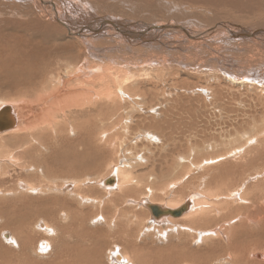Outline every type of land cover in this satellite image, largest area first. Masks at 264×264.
Here are the masks:
<instances>
[{"label":"rangeland","instance_id":"1","mask_svg":"<svg viewBox=\"0 0 264 264\" xmlns=\"http://www.w3.org/2000/svg\"><path fill=\"white\" fill-rule=\"evenodd\" d=\"M66 1L67 2L69 1L73 5L76 4L74 7H76L81 12L87 11L86 13H91V15H96V18L105 17L113 21L116 20L115 22L121 21L123 24L124 23L127 24L129 21L128 25L131 26L130 29H132L134 32L136 31L137 33L139 32L140 29L143 30L145 28L144 26L147 27L148 26L147 24H150L149 25L150 27H154V26L157 27L160 25H167L171 23L173 25L185 27L186 29L194 33H198V34L200 33L201 37L200 39H196L195 35L193 37L190 34L187 35L183 31L177 29L176 30L162 29L157 32L144 31L148 33L147 36H145L146 44L145 42H142L143 40H139V39L137 40V42L133 47L129 45H125V43H123L124 46L122 44L120 46L118 43H114V42L111 44L106 43V45L103 43L100 44L102 45L101 48L107 46L109 48V52L106 55L102 53L105 56L101 54L103 57H100L99 60L97 59L94 62V65L107 66L108 64H110L107 67L113 69L114 68L117 69L118 67L117 70H121L123 74L127 73L130 74L131 77L133 75L134 76L131 79H128L130 80V82L124 80V88L126 89V91L127 89H129L128 94L130 93L129 94L130 97L128 95L126 96L124 95V97L126 98H124L125 101H123L122 103L123 109L119 106L118 107L116 106L117 107L116 110L115 109L116 107L114 106L110 107L108 105V107H105L103 105L102 106L97 105L94 107L92 113L89 115L90 119L89 117L88 119L87 118L83 120L81 119L76 124V127L82 132L83 131L86 132V129L87 131L88 129H91L88 132V134L93 133L92 134L93 136L90 135V138L93 137L91 138V140L93 139L92 140L93 143L96 145V147L98 146L97 147L98 154L102 153L103 155V159H100L101 156L99 155L98 157V159H100L98 160L99 162L98 161H95L94 163L92 162L88 168L85 167L83 168V170L85 169L87 170V172L89 171V174L86 171L84 172L82 170L79 171V168H81L80 164L82 163L79 162V164L77 165V163L76 164L72 163L67 159L66 154L68 152L66 153V151H69V148L70 146H73L72 145L73 143L75 144L77 143L74 141L75 137L71 134L70 128L67 125L63 124L62 125L63 127L59 128V131L58 130L55 131L52 128L55 133H52L53 131L50 128L47 129L48 131L45 132L43 135H41L40 133L37 134V136L35 134L34 137H29L26 142L27 143L26 146L30 145L31 147L30 152H28L27 154L22 153V155L20 152H17L15 155L16 158L14 159L15 161H13L12 163H9L7 159L4 160V158L2 157L3 155L7 154V150H10L13 144L12 142L14 141V140H9L8 143L3 144L2 139L9 138L12 133L8 132L0 136V148L4 145L6 146L5 148L0 149V160H2V162L0 161V166H1L0 171L1 170L3 171L2 173L0 172L2 174V176L0 174V195H1L0 209L4 207L3 205H7L8 202L9 203L12 202L15 203V201L16 203L18 202L17 201L19 200L18 196L17 197L15 196V198L7 196V198H5L6 194H8L7 193L8 191H13L12 189L13 187L15 189L12 194H17L16 192L18 190L16 189V187L18 185V182L24 180L26 181L25 183H27V185L32 184L31 187L36 189L35 190L36 193L30 194L31 198L34 197V199L32 198L34 201L32 200L33 202H31L29 213L26 215V217L28 216L26 225L29 220V225L27 226L32 232L31 234L33 239L32 242L35 241L34 243H37L34 244L35 246L32 245V248L30 250L32 263L36 264V261H38V262H42L43 264L46 263L47 261L49 262V264L52 263L62 264L58 259V254L63 249L62 247H64L63 243L61 244L59 242L60 240H55L54 244L56 246L54 247L56 249L57 256L56 254H52L51 256L50 253H45V251L48 249L42 248L41 244L40 245L38 244L43 241L49 242V237H47V239L39 238L40 236L38 234H35L34 231L35 230L34 225H37L35 222L38 221L37 219L35 220V218L36 215L38 214V211L41 209V208L39 209L37 208V205L39 207V204L36 200L41 201L40 198L42 196H45L44 200L45 199L47 201L49 200V203L47 204L48 205L47 208L50 206L48 210H51V213L50 211H48L47 215L49 217L50 216L54 217L53 224L55 226L57 224H59L60 226L66 224L72 227L70 222L66 223L65 218L67 219L68 217L67 215H71V213L68 212V208L70 206L74 207L75 214L72 216L75 218L76 222L74 223L73 226L74 229L73 231H71V233H75L77 237H74L72 239L73 242L72 244H79L81 246L83 245L86 248V251L88 250L89 247L93 245L97 248H104L103 255L100 256L102 257L101 261L103 263L100 261L99 264H115V263L122 264L115 262L113 260V257H110L109 260V254L111 256L110 251L112 250L114 251V248L115 249L117 248L115 252L125 251L126 253L128 250L129 253L127 252L128 254H125L128 256L131 254V252L129 251L132 250L131 248L134 247L135 249L140 250L141 247V250H144L143 252L146 254L145 260L142 263L144 264L173 263L174 264L175 263L174 259L177 260L180 254L186 255L185 257L187 258L190 257L189 254L195 251L198 252L201 251V253H210V254L215 253L216 255H220L224 257L226 256V252L228 248L225 249L222 248L226 247V245L228 247L230 245L233 246L235 244H239L241 243V241L243 242V245H240L242 247L239 248L237 247L238 249H243L244 247H246L248 242L255 244L257 247H255L256 250L254 248H250V251L252 252L251 253L248 252L249 254L241 253L240 264L264 263V259L263 260L258 259L256 256V255H262L264 258V249H263L264 240L258 238L256 235H254L253 237L252 234L251 237L252 239L246 238L244 236L243 239L241 238L238 239L237 243H232L231 239H230L231 241H227V233L229 231L236 232L242 230L239 227L241 226L243 227V225H245L243 229L246 231L245 232L246 235L248 234L247 236H251L250 234L252 233V230L249 226L250 223H248L249 222L248 221L242 225L243 223L242 220L241 219L239 220L241 215L242 217H246L247 215L251 214L254 217H258V220L263 219V223L261 224H264V195H263L264 194V108H263L264 107V0H212L213 2L211 0H66ZM53 2L57 3L56 0H53ZM9 3L11 4V6ZM37 6L40 9H38ZM59 6H61V11L63 16L66 10L62 7L63 6L62 3H59ZM6 9H10V10L8 11ZM41 9L42 8L39 3V0H34V1L33 0H14V1L0 0V16H1L0 28L1 27L7 28L9 24L12 25L15 24L17 28H19L18 26H20V24H23L22 29L32 30L31 27L33 20L32 19L29 20V18H33V15L35 18L37 15L42 14L40 12ZM67 10L69 11V8ZM6 18L9 20L8 22H6L7 20ZM2 19L5 20L2 22ZM28 21H31L30 25L29 24L24 25V23ZM221 24H224V26H221ZM137 25L140 27H138ZM25 26H30V27L28 28ZM230 30L235 32L236 35L237 34L243 35L242 33L244 32H249V31L256 32L258 30L257 32H260L262 35L261 34L254 35L252 33L254 35L252 37L246 35L244 38V36L237 37L235 35V37L233 38ZM141 34L143 33H140L139 35ZM148 59H150L151 61L150 60L148 61ZM152 59L154 63L152 62ZM143 61H145V63ZM141 75L144 78H142ZM7 77L8 80H11V77L8 73H7ZM2 82L7 84L8 87L5 89L6 91L2 88H0V90L2 92L5 91L3 93H5L6 97L9 96L7 98L11 100L14 99L16 100V98L18 97L17 95L14 96L12 95V93L7 92L8 89L11 88L12 82L14 84V81L10 83V81L7 82L2 80ZM251 84L254 86H252ZM49 86L50 83H46L41 87L33 90L30 94H28L29 91L25 94H21L26 96L20 98L18 97L17 100L19 101H15L17 102L15 104L22 103L21 105H23L34 101L33 100L34 98L43 94L42 89L45 88L46 90H48ZM135 95H137L136 97H138V99H135L136 98ZM142 95L144 96L140 97ZM33 96L34 98H32ZM145 97L146 99L144 100ZM236 98H238L239 102ZM131 99L132 101L135 100V104L134 102L132 103ZM234 99L237 101L234 102ZM136 101L138 102L136 103ZM247 103H249L250 108ZM36 105L38 104L36 103L35 105L33 104L32 106L36 107ZM142 105L144 107H141ZM151 106L152 108L154 107L156 108L151 109L150 108ZM170 106L171 109L169 108ZM124 107H126V110ZM101 108H103V110ZM25 109L27 115L28 110L27 108ZM167 109L168 110L170 109L169 112ZM114 110H116L115 114L113 113ZM228 110L231 111L228 113ZM235 112L236 114L237 112H239L238 113L239 116H237L238 114L236 115ZM94 113L96 115H94ZM127 113L129 114V116ZM241 113L243 114V116ZM231 114L232 115L234 114L236 117L234 115H233L234 117H232ZM225 116H230V117H228L229 119H226L227 117L225 118ZM131 118L133 119V121ZM103 119L105 120V122ZM236 120L238 122L240 121L239 124H236L238 123ZM126 121H128L129 125L127 126V128L129 129L127 128L123 129L125 127L124 124L127 123ZM246 123H248V125ZM94 124L96 127L94 126ZM135 126L138 128H136ZM238 126L240 130L237 129ZM97 127L98 129H96ZM94 128L97 131H94ZM105 128L109 132V133L106 132L109 136L107 140H104L101 137L102 133L106 131ZM98 130L101 131L100 134H98L99 133ZM127 131L130 132L128 133ZM117 132L119 133L118 136H117L118 134ZM229 135L231 137L228 138ZM66 136L67 138H64ZM112 136L114 137L117 136V137L114 138ZM148 136L153 137L155 139L157 138L158 139L157 142L155 143L149 142L147 140L149 139ZM38 137H43L44 139L43 140L41 139V141L42 142L44 140L45 141L43 143H40L41 141L38 139ZM60 139L62 140L60 141ZM64 139L67 140L64 141ZM62 142L64 143L62 144ZM32 143L33 146L35 145L37 148L35 146L34 148H32L33 147L31 146ZM38 144L39 145L44 144V146L43 145L39 146ZM64 144L66 147L68 146L69 148L67 147L64 150L63 149L65 147ZM40 147L43 149H40ZM56 149L58 150L56 151ZM47 152L53 158H49L50 156L47 154ZM58 152L60 153L61 156L58 154ZM63 152L65 156H63L64 154H62ZM29 153L32 155H30ZM37 154H40L41 156ZM46 155H48V157H46L47 160H43V158L45 159ZM35 156L39 158L37 159ZM234 157L236 160L234 159ZM180 159H182V161ZM211 160L213 162L214 160H216V162L213 163ZM27 161L28 162L31 161L30 164ZM54 162L55 165L58 166H55ZM66 163L67 166H64L66 165ZM14 164L15 166H13ZM44 164L46 166H44ZM50 164L53 166H50ZM118 164L123 166V168L122 166L119 167L122 168L123 173L126 175V177H124L123 179L124 183L122 182V186H120L121 188L120 190L115 191L116 189H114L112 192L107 191L108 192L107 193L106 190H104L99 186L98 182L108 177V175H110V173L112 172L113 168L118 167L117 166ZM65 167H67V169ZM69 167H71L75 171L72 170L73 172H71L70 170L71 168L69 169ZM76 167H78V169ZM92 167L94 170L92 169ZM28 168L31 169L35 168L36 170L34 169L35 170L34 171ZM13 169H15V171ZM46 169H48V171ZM50 169L51 171L53 169V172L56 174L55 175L52 174L53 172L50 173ZM90 170L92 172L93 171L95 172L91 173ZM7 171L9 172L10 175L7 174L8 173ZM31 171H34V173L33 172L31 173ZM42 171H45L44 173L46 174L48 173L49 176L42 173ZM96 172L99 173L98 176ZM3 173H5V175ZM73 173H77V176L75 175V177H73L72 175ZM38 174H41L42 177L41 175ZM56 175H58V177ZM60 175L62 177H60ZM80 175L83 176L81 177ZM45 176L46 178L48 176V179L50 178L49 179L50 181L49 180L45 181L46 180ZM85 178L86 179L89 178L90 180V183L87 182L86 184H84L85 186L83 184H82L83 186H81L79 185L80 184L79 183L76 186V188L67 187L68 185H73L75 179L83 183L86 180ZM128 178L129 180H127ZM207 178H209L210 180L208 181V184L206 183L204 184L203 180ZM52 179L54 180V182ZM209 182H211L212 184ZM42 186L45 187L43 188ZM52 186L55 187L53 188ZM79 187L82 190L81 194L82 195L84 194L83 195L84 197L89 196L88 194H90V198L89 197L88 198L91 199L92 201L94 200L99 201L100 199L106 198L107 199L106 202L110 203L112 199L113 200L115 198L117 199L114 200L113 202L114 204L112 203V206L110 203L108 207L106 206L104 208L100 204L99 205L96 204V207L93 203L82 204L80 200H77L75 197L72 196V194L75 195L76 193H78ZM121 191L124 192V196H121ZM234 191H236L235 192L236 194L234 196L238 195V198L244 196L246 201H249L250 203L252 202V200L256 201L257 203L256 207L253 206L249 207L248 204L249 208H247L246 203L239 201L237 197L233 198V195H231L230 193ZM191 194L198 195V198H202V199H209V200L213 199L211 203L212 204L211 210L209 213L206 214L207 217L206 218L204 217L205 219H208V221L207 222L202 221V223L198 222L197 223L198 226L196 224L195 226L191 224L192 216H188L183 219L172 220L171 222L166 220L164 224L156 223V224H161V226L153 225L154 227L156 226L154 228L153 226H151L152 219L150 218L149 212L147 211L146 208L144 207L141 208L140 206V203L142 202L143 199H149L155 204L165 203V204H169L170 206H178L179 203L182 204V202ZM2 195L5 197H3ZM210 195L212 196L210 197ZM53 199L55 200L53 201ZM235 200L238 201L235 202ZM4 201H6L7 203ZM62 201H65V204L64 202L62 204ZM213 202H215L216 205ZM32 203H34V205ZM61 207H64V209L61 210ZM227 210H230L231 213L227 214L226 217L220 216L221 211H227ZM52 211H54V213H52ZM118 215H120V217H118ZM121 216L123 217V219ZM232 216L233 217L236 216V217L233 218ZM102 217L106 221L107 220L112 221V223L114 219L118 217L116 218L118 220V223H116L117 225L112 227L110 226L112 223L109 224V222L106 223L103 222L104 219ZM62 218L64 219L61 220ZM88 218L91 220L96 218L97 220L96 224H92L88 222ZM99 220H101V222ZM128 224L130 226H128ZM188 225L195 229L196 227L200 229L197 230L198 231L197 233L193 234L190 233L188 230H185ZM1 226L2 225H0V227ZM78 226H79V231L78 233H76ZM2 227L0 228V243H1L0 262L1 264H4L3 261L8 260L9 258L10 259L15 258L14 255H12L11 257V254H15V253H12L13 251L11 249L12 246L10 245L11 243L6 242L5 239L3 238V236L7 234L10 237L9 239H11L12 238V235L10 234L11 232L9 233L8 231V233H4L7 231H3L4 228ZM203 227H205V230L203 232L220 231L221 237L218 238V240L210 239L211 241L209 240L207 241V243L205 242L206 244L204 243L203 245H200L201 237L198 236V233H200L199 230H201V228L204 229ZM261 227H263L261 231L264 232L263 231L264 225H261ZM41 228L37 230L43 232L44 229ZM232 232H231L232 234L231 238L233 239L235 235H233L234 233ZM180 235L182 236L179 237ZM68 238H70V236H68ZM192 238L193 240L191 241ZM92 241L95 242L96 244H94ZM118 241L119 243H117ZM225 241L226 243H224ZM260 241L261 243L258 244ZM114 242L116 244H114ZM214 242L219 243L220 247L210 246ZM114 245L116 247H113ZM160 246L162 247L160 248ZM164 246L165 247L168 246L167 248L169 250H167V248H165ZM151 247L154 249H150ZM156 247L159 248V249L157 248L158 251L157 249H155ZM171 248L172 250L174 249L175 253L171 250ZM220 248L222 249L221 251ZM216 249L219 251H217ZM7 251L9 252L7 253ZM161 251L162 252L165 251L163 253L164 255H162ZM168 251H170L169 253L171 257L170 256L167 257L168 254L166 253H168ZM176 251L177 252L179 251V253H177ZM222 252H224L225 254ZM84 253L79 252L80 255ZM171 253L174 255V258H172ZM74 254L76 255L78 254V252L77 253L74 252ZM157 255L159 256L158 258L160 259L157 258ZM161 255L162 257L163 256L164 257L162 258ZM151 256L153 258L155 257L156 260L155 258L154 259L150 258ZM194 256L195 255H193V257ZM167 258L168 261L171 258L172 262L171 261L167 262ZM223 259L224 260H222L221 263L227 264L225 257ZM149 261H151V263ZM80 264H84L83 261H80Z\"/></svg>","mask_w":264,"mask_h":264},{"label":"bare ground","instance_id":"2","mask_svg":"<svg viewBox=\"0 0 264 264\" xmlns=\"http://www.w3.org/2000/svg\"><path fill=\"white\" fill-rule=\"evenodd\" d=\"M9 1V0H7ZM11 1V0H10ZM14 1V0H12ZM34 1V0H33ZM56 2H53V0H39V3L41 5V10L40 12L42 14L39 15H35L36 19L34 18H29L33 20L32 22V30H26V29H22L23 28V24H20V26H18L19 28H17V26L15 24H9L4 28H0V88L2 89H6L8 87L7 84H5L3 81H10V83L12 81H14V84L12 82L11 84V88L8 89L7 92L12 93V95L14 96H18L23 97L26 95H21V94H25L29 91L28 94H30L33 90L41 87L42 85L46 84V83H50L49 89L46 90L45 88L42 89L43 94L39 95L38 97L34 98V96L32 98H34L32 102H29L28 104H23L25 106V108H27L28 113L26 115V109L24 108L23 105H21L22 103H18L15 104L17 102L15 101H19L14 99L11 100L7 97L9 96H5V91H1L0 90V110L4 107H11L12 108V112H11V117H13L14 120V126L13 128L9 129L6 132L1 133L0 132V136L4 135L5 133H12L11 136L9 138H4L2 139V143L6 144L8 143L9 140H14L12 143V146L10 148V150H7V154L3 155L2 157L5 159H7V161L9 163H12L13 161H15L14 159L16 158L15 155L17 152H20L21 155L23 154H27L28 152H30L31 147L30 145H27V140L29 137H34V135L36 134H40L43 135L45 132H47V129H54L55 131H59V128L63 127L62 125H67L70 128V132L71 134L75 137V142H77L76 144L73 143V146H70L69 151H66V155H67V159L69 161H71L72 163H77V165L80 163V167L79 171L82 170L83 172L87 170H83V168H88L89 165L95 161H98L100 159H103V155L102 153L98 154L97 151V147L96 145L93 143V139L91 140L90 135L88 134V132L91 129H86V132H82L80 131L77 127L76 124L78 123V121H80L81 119H88L89 115L92 113L93 109L95 106L97 105H103L105 107H108V105L110 107L114 106V107H121L122 108V103L124 100V95H128V91L129 89L124 88V80L125 81H129L128 79H131V75L130 74H123L121 70H117V69H113V68H109L107 66H109L110 64H108L107 66H102V65H94V62L100 57H103L102 55H106L109 52V48L106 47H102V45L100 44H111V43H118L120 46L121 44L124 46L123 43H125V45H129V46H134L135 43L137 42V40H143L142 42H145V36H147L148 33L144 32V31H150V32H157L160 31L162 29H173V30H181L183 31L185 34H190L191 36L196 37V39H200V33H194L192 31H189L188 29H186L185 27L182 26H178V25H173V24H167V25H160L157 27H150V24H147L148 26H144L145 28L142 30L140 29L139 32L137 33L136 31L134 32L131 28V26L128 25V23H122L121 21L119 22H115L111 19H107V18H96V15H91V13H86L85 12H81L80 10H78L76 7H74L75 5L71 4L69 1L67 2L66 0H56ZM212 1V0H211ZM213 2V1H212ZM222 2V1H221ZM259 2V1H258ZM59 3L63 4V8L66 10L64 15L62 16V11H61V6H59ZM215 3V2H214ZM231 3V2H230ZM10 4V3H9ZM8 4V6H9ZM256 5V4H255ZM254 5V6H255ZM11 6V4H10ZM6 7V6H4ZM79 7V6H78ZM10 8V7H9ZM38 8V6H37ZM69 8V11L67 10ZM240 8V7H239ZM12 9V8H11ZM40 9V8H38ZM37 9V10H38ZM80 9V8H79ZM248 9V8H247ZM6 10H10V9H6ZM71 11V12H70ZM243 11V10H242ZM241 11V12H242ZM36 12V11H35ZM244 12V11H243ZM237 13V12H236ZM245 13V12H244ZM2 14V13H1ZM30 14V13H29ZM37 14V13H34ZM93 14V13H92ZM255 15V14H254ZM32 16V13H31ZM30 16V17H31ZM1 17V16H0ZM260 17V16H259ZM27 18V17H26ZM261 18V17H260ZM7 19V18H6ZM5 20V19H4ZM2 19V22L4 21ZM9 20L7 19L6 22H8ZM21 21V20H20ZM124 22V21H123ZM126 22V21H125ZM20 23V22H19ZM31 21L25 22L24 25L29 24L30 25ZM137 23V22H136ZM229 23V22H228ZM7 24V23H6ZM162 24V23H161ZM233 24V23H232ZM18 25V24H17ZM131 25V24H130ZM135 25V24H134ZM139 25V24H138ZM137 25V26H138ZM153 25V24H152ZM157 25V24H156ZM221 26H224V24H221ZM235 26V25H234ZM25 27H30V26H25ZM140 27V26H138ZM219 27V26H218ZM27 28V29H28ZM135 28V27H134ZM132 30V31H131ZM231 31V30H230ZM258 31V30H257ZM244 32L242 33L243 35H236L235 32L231 31L233 38L235 37V35L238 37H242L247 35V36H254L255 34H261L260 32ZM30 32V33H29ZM140 33H143L141 35H139ZM254 35H253V34ZM207 34V33H206ZM205 35V34H204ZM217 35V34H216ZM262 35V34H261ZM260 35V36H261ZM203 36V35H202ZM150 38V37H149ZM158 38V37H157ZM254 38V37H253ZM193 39V38H191ZM195 39V41H196ZM213 39V38H212ZM226 39V38H225ZM148 40V39H147ZM211 40V39H210ZM204 41V40H203ZM248 41V40H247ZM200 42V40H199ZM207 44V43H205ZM113 45V44H112ZM148 45V44H147ZM104 46V45H103ZM118 46V45H117ZM209 46V45H208ZM213 46V45H212ZM211 46V47H212ZM260 46V45H259ZM205 47V46H203ZM217 47V46H216ZM126 48V47H125ZM223 48V47H222ZM134 49V48H133ZM113 50V49H112ZM145 51V50H144ZM104 53V54H102ZM102 54V55H101ZM104 55V56H105ZM110 55V54H109ZM126 55V54H125ZM106 60V59H105ZM104 60V61H105ZM113 60V59H112ZM150 59H148L149 61ZM147 61V60H146ZM151 61V60H150ZM145 63V61H143ZM153 62V59H152ZM109 63V62H106ZM114 63V62H113ZM150 63V62H149ZM154 63V62H153ZM170 63V62H169ZM151 64V63H150ZM119 65V64H118ZM127 65V64H126ZM135 65V64H134ZM152 65V64H151ZM257 66V64H256ZM129 67V65H128ZM154 67V66H153ZM123 69V68H122ZM144 69V68H143ZM172 69V68H171ZM141 70V69H140ZM173 70V69H172ZM197 70V69H196ZM125 71V70H124ZM128 71V70H127ZM180 72V71H179ZM7 73L10 75L11 80H8L7 77ZM167 73V72H166ZM252 73V72H251ZM258 74V73H257ZM162 75V74H161ZM180 75V74H178ZM142 76V75H141ZM255 76V75H254ZM253 77V76H252ZM258 77V76H257ZM142 78H144L142 76ZM177 78V77H176ZM212 79V78H211ZM152 80V79H151ZM225 80V79H224ZM45 82V83H44ZM128 82V83H129ZM177 82V81H176ZM149 83V82H148ZM152 83V82H151ZM179 83V82H178ZM126 84V83H125ZM15 85V87H14ZM142 85V84H141ZM152 85V84H151ZM167 85V84H166ZM252 85V84H251ZM48 86V85H47ZM45 86V87H47ZM254 86V85H252ZM257 86V85H256ZM44 87V86H43ZM136 87V86H135ZM161 87V86H160ZM241 89V88H240ZM252 89V88H251ZM151 90V89H150ZM164 90V89H163ZM249 91V90H248ZM6 92V93H7ZM189 92V91H188ZM8 94V93H7ZM146 94V93H145ZM9 95V94H8ZM3 96V97H2ZM137 95H135L136 97ZM144 95L140 96L143 97ZM242 96V95H241ZM2 97V98H1ZM11 97V96H10ZM130 97V96H129ZM134 97V98H135ZM152 97V96H151ZM249 97V96H248ZM29 98V97H28ZM132 98V96H131ZM135 99H138V97H136ZM146 99V97L144 98V100ZM155 99V98H154ZM238 100V98H236ZM134 100V99H133ZM148 100V99H147ZM153 100V99H152ZM170 100V99H169ZM234 99V102L237 101ZM252 100V99H251ZM250 100V101H251ZM24 101V100H21ZM128 101V100H127ZM132 101V99H131ZM149 101V100H148ZM151 101V100H150ZM261 101V100H260ZM134 102L135 104V100L132 101V103ZM138 101H136L137 103ZM143 102V100H142ZM223 102V101H222ZM228 102V101H227ZM239 102V100H238ZM241 102V101H240ZM248 102V101H247ZM38 104L36 105V107L32 106L33 104ZM140 103V102H139ZM261 103V102H260ZM259 103V104H260ZM32 104V105H31ZM142 104V103H141ZM147 104V102H146ZM145 104V105H146ZM149 104V103H148ZM157 104V103H156ZM225 104V103H224ZM228 104V103H226ZM230 104V103H229ZM237 104V103H236ZM249 106V103H247ZM144 105V104H143ZM141 107H144V106ZM152 105V104H150ZM160 105V104H159ZM232 105V104H231ZM239 105V104H238ZM23 106V107H22ZM126 106V105H124ZM136 106V105H135ZM149 106V105H148ZM154 106V105H153ZM225 106V105H224ZM234 106V105H233ZM241 106V104H240ZM113 107V108H114ZM117 107L115 108L117 110ZM128 107V106H127ZM130 107V106H129ZM140 107V109H141ZM146 107V106H145ZM229 107V105H228ZM226 107V108H228ZM232 107V106H231ZM235 107V106H234ZM233 107V108H234ZM237 107V106H236ZM243 107V106H242ZM253 107V106H252ZM126 110V107H124ZM137 108V107H136ZM151 109L152 106L150 107ZM171 109V106L169 107ZM230 108V109H233ZM250 108V106H249ZM256 108V107H255ZM264 108V107H263ZM98 109V108H97ZM103 110V108H101ZM123 109V108H122ZM135 109V108H134ZM163 109V108H161ZM169 109V110H170ZM235 109V108H234ZM114 110V114L116 113ZM124 110V111H125ZM168 110V109H167ZM166 110V111H167ZM168 110V112H169ZM224 110V107H223ZM226 110V109H225ZM253 110V109H252ZM256 110V109H255ZM263 110V109H262ZM95 111V110H94ZM98 111V110H97ZM165 111V112H166ZM231 111V110H230ZM228 110V113L230 112ZM236 111V110H234ZM254 111V110H253ZM257 111V110H256ZM260 111V110H259ZM227 112V111H226ZM225 112V113H226ZM120 113V112H119ZM132 113V112H131ZM167 113V112H166ZM224 113V112H223ZM239 112H237L238 114ZM243 113V111H242ZM241 113V114H242ZM248 113V112H247ZM263 113V112H262ZM104 114V113H103ZM118 114V113H117ZM128 114V113H127ZM158 114V113H157ZM169 114V113H168ZM236 114V112H235ZM236 114V115H237ZM245 114V113H244ZM258 114V113H257ZM94 115H96L94 113ZM98 115V114H97ZM131 115V114H130ZM164 115V114H163ZM200 115V114H199ZM224 115V114H223ZM227 115V114H226ZM232 115V114H231ZM234 115V114H233ZM232 115V117H234ZM106 116V115H105ZM129 116V114H128ZM239 116V114L237 115ZM243 116V114H242ZM108 117V116H107ZM114 117V116H113ZM200 117V116H199ZM227 117V118H226ZM228 117L230 116H225L226 119H229ZM231 117V118H232ZM236 117V116H235ZM230 118V119H231ZM238 118V117H237ZM252 118V117H251ZM250 118V119H251ZM90 119V117H89ZM108 119V118H107ZM127 119V118H126ZM132 119V118H131ZM144 119V118H143ZM164 119V118H163ZM240 119V118H239ZM243 119V117H242ZM245 119V117H244ZM104 120V119H103ZM110 120V119H109ZM259 120V119H258ZM88 121V120H87ZM129 121V120H128ZM128 121H126L127 125H125V128H127ZM131 121V120H130ZM133 121V119H132ZM200 121V120H199ZM237 121V120H236ZM242 121V120H241ZM93 122V121H92ZM96 122V120H95ZM105 122V120H104ZM138 122V121H137ZM238 122V121H237ZM240 122V121H239ZM236 123V124H239ZM249 122V121H248ZM253 122V121H252ZM80 123V122H79ZM84 123V122H83ZM230 123V121H229ZM260 123V121H259ZM82 124V123H81ZM132 124V123H131ZM245 124V123H244ZM243 124V125H244ZM248 125V123H246ZM83 125V124H82ZM99 125V123H98ZM101 125V124H100ZM123 125V126H124ZM235 125V124H233ZM78 126V125H77ZM91 126V125H90ZM95 126V124H94ZM143 126V125H142ZM230 126V125H229ZM250 126V125H249ZM86 127V126H85ZM96 127V126H95ZM111 127V126H110ZM136 127V126H135ZM134 127V128H135ZM203 127V126H201ZM224 127V126H223ZM233 127V126H232ZM237 127V126H236ZM109 128V127H108ZM138 128V127H136ZM212 128V127H211ZM52 129V131H53ZM98 129V127L96 128ZM94 128V131H97ZM110 129V128H109ZM122 129V130H123ZM129 129V128H127ZM239 129V126L237 128ZM104 130V128H103ZM106 130V128H105ZM113 130V129H112ZM111 130V131H112ZM121 130V131H122ZM169 130V129H168ZM236 130V129H235ZM51 131V132H52ZM99 131V130H98ZM110 131V130H109ZM254 131V130H253ZM101 131H99L98 134H100ZM108 132L107 130L104 131L102 133V139L107 140L108 139V134L106 133ZM113 132V131H112ZM128 132V131H127ZM130 132V131H129ZM128 132V133H129ZM246 132V131H245ZM50 133V131H49ZM52 133H55L54 131ZM109 133V132H108ZM118 133V132H117ZM120 133V131H119ZM119 133L117 134V136L119 135ZM124 133V132H123ZM181 133V132H180ZM198 133V132H197ZM207 133V132H206ZM229 133V132H228ZM244 133V132H243ZM248 133V132H247ZM252 133V132H251ZM97 134V133H96ZM113 134V133H112ZM122 134V133H121ZM139 134V133H138ZM173 134V133H172ZM234 134V133H233ZM239 134V133H238ZM63 135V134H62ZM67 135V134H66ZM95 135V132H94ZM115 135V134H114ZM141 135V134H140ZM139 135V136H140ZM253 135V134H252ZM93 136V135H92ZM98 136V135H97ZM117 136H112L114 138H116ZM121 136V135H120ZM190 136V135H189ZM233 136V135H232ZM241 136V135H240ZM3 137V136H2ZM100 137V138H101ZM147 137V136H146ZM231 137L230 135L228 136V138ZM56 138V137H55ZM64 138H67L64 137ZM112 138V139H114ZM120 138V137H119ZM118 138V139H119ZM143 138V137H142ZM149 139H147L149 142L151 143H155L157 142V138H153V137H149ZM183 138V137H182ZM193 138V137H192ZM38 139L41 141V139L43 140V137H38ZM121 139V138H120ZM227 139V136H226ZM232 139V138H231ZM242 139V138H241ZM33 140V139H31ZM59 140V139H57ZM62 139H60L61 141ZM67 139H64V141H66ZM69 140V139H68ZM87 140V141H85ZM165 140V139H164ZM213 140V139H212ZM229 140V139H228ZM243 140V139H242ZM35 141V140H34ZM45 141V140H44ZM43 141V142H44ZM53 141V140H52ZM56 141V140H55ZM124 141V140H123ZM231 141V140H230ZM42 141L40 143H43ZM51 142V141H48ZM54 142V141H53ZM57 142V141H56ZM70 142V141H69ZM100 142V141H99ZM105 142V141H104ZM110 142V141H109ZM118 142V141H117ZM141 142V140H140ZM144 142V141H143ZM160 142V141H159ZM11 143V142H10ZM29 143V142H28ZM59 143V142H58ZM64 142H62L63 144ZM67 143V142H66ZM111 143V142H110ZM121 143V141H120ZM123 143V142H122ZM201 143V142H200ZM245 143V142H243ZM247 143V142H246ZM48 144V143H46ZM51 144V143H50ZM56 144V143H55ZM103 144V142H102ZM107 144V141H106ZM159 144V143H158ZM161 144V143H160ZM248 144V143H247ZM260 144V143H259ZM39 145V144H38ZM37 145V146H38ZM44 144H40L39 146H41ZM52 145V144H51ZM69 145V143H68ZM71 145V144H70ZM115 145V144H114ZM124 145V144H122ZM152 145V144H151ZM174 145V144H173ZM215 145V144H214ZM218 145V144H217ZM216 145V146H217ZM31 146H33V143L31 144ZM35 146V145H34ZM34 146L32 148H34ZM50 146V145H48ZM47 146V148H48ZM63 146V145H62ZM65 146V144H64ZM63 146V147H64ZM100 146V145H99ZM107 146V145H106ZM104 146V147H106ZM165 146V145H164ZM180 146V145H179ZM242 146V145H241ZM6 146H2L0 149L5 148ZM36 147V146H35ZM54 147V146H53ZM52 147V148H53ZM66 146L63 148L64 150L67 148ZM102 147V146H101ZM235 147V146H234ZM37 148V147H36ZM39 148V147H38ZM46 148V149H47ZM50 148V147H49ZM189 148V147H188ZM215 148V147H214ZM40 149H43L40 147ZM104 149V148H103ZM158 149V148H157ZM165 149V148H164ZM193 149V148H192ZM198 149V148H197ZM58 149H56L57 151ZM108 150V149H107ZM207 150V149H206ZM40 151V150H39ZM55 151V150H54ZM61 151V150H60ZM113 151V150H112ZM193 151V150H192ZM209 151V150H208ZM233 151V150H232ZM243 151V150H242ZM44 152V151H42ZM53 152V151H52ZM62 152V151H61ZM212 152V151H211ZM32 153V152H31ZM57 153V152H55ZM112 153V152H111ZM117 153V152H116ZM127 153V152H126ZM213 153V152H212ZM30 154V153H29ZM43 154V153H42ZM48 154V152H47ZM58 154L60 155V153L58 152ZM64 154V152L62 153ZM98 154V155H97ZM158 154V153H157ZM214 154V153H213ZM217 154V153H216ZM223 154V153H222ZM32 155V154H30ZM35 155V154H34ZM40 155V154H37ZM49 155V154H48ZM48 155L45 156V159L43 158V160H47L46 157H48ZM99 155L101 156L100 159H98ZM164 155V154H163ZM232 155V154H230ZM41 156V155H40ZM44 156V155H43ZM50 156V155H49ZM53 156V155H52ZM61 156V155H60ZM65 156V154L63 155ZM113 156V155H112ZM125 156V155H124ZM228 156V155H227ZM7 157V158H6ZM36 157V156H35ZM56 157V156H55ZM54 157V158H55ZM122 157V156H121ZM131 157V156H129ZM146 157V156H145ZM212 157V156H211ZM231 157V156H230ZM37 158V157H36ZM39 158V157H38ZM37 158V159H38ZM49 158H53V157H49ZM48 158V159H49ZM213 158V157H212ZM242 158V157H241ZM247 158V157H246ZM34 159V158H33ZM58 159V158H57ZM64 159V157H63ZM105 159V158H104ZM185 159V158H184ZM235 159V157H234ZM35 160V159H34ZM42 160V161H43ZM130 160V159H129ZM182 161V159H180ZM188 160V159H187ZM186 160V161H187ZM210 160V159H209ZM222 160V159H221ZM230 160V159H229ZM236 160V159H235ZM2 162V160H0ZM50 161V160H49ZM48 161V162H49ZM55 161V160H54ZM58 161V160H57ZM56 161V164H57ZM66 161V160H65ZM68 161V162H69ZM102 161V160H101ZM132 161V160H131ZM130 161V162H131ZM142 161V160H141ZM212 161V160H211ZM257 161V160H256ZM7 162V163H8ZM19 162V161H18ZM23 162V161H22ZM28 162V161H27ZM31 162V161H30ZM30 162H28L30 164ZM39 162V160H38ZM44 162V161H43ZM42 162V163H43ZM70 162V163H71ZM99 162V161H98ZM103 162V161H102ZM101 162V163H102ZM213 162V161H212ZM214 162H216V160H214ZM213 162V163H214ZM15 163V162H14ZM24 163V162H23ZM21 163V164H23ZM33 163V162H32ZM31 163V164H32ZM61 163V162H59ZM58 163V164H59ZM184 163V161H183ZM182 163V164H183ZM256 163V162H255ZM16 164V163H15ZM15 164L13 166H15ZM49 164V163H48ZM100 164V163H99ZM211 164V163H209ZM207 164V165H209ZM228 164V163H227ZM241 164V163H240ZM10 165V164H9ZM37 165V164H36ZM41 165V164H39ZM55 165V162H54ZM60 165V164H59ZM64 165V164H63ZM62 165V166H63ZM98 165V164H97ZM136 165V164H135ZM5 166V165H4ZM18 166V165H17ZM28 166V165H27ZM43 166V165H42ZM44 166H46L44 164ZM43 166V167H44ZM50 166H53L50 164ZM58 166V165H55ZM61 166V165H60ZM67 166V163L66 165ZM63 166V167H64ZM116 166V165H113ZM118 167H114L112 172L110 173V175H108V177H106L105 179L101 180L99 183V186L101 188H103L104 190H106V192H112L114 189H116L115 191L120 190V186H122V182L124 177H126V175L123 173L122 165H117ZM119 166H122L119 167ZM127 166V165H126ZM129 166V165H128ZM194 166V165H193ZM212 166V165H211ZM3 167V166H2ZM31 167V166H30ZM33 167V166H32ZM41 167V166H40ZM39 167V168H40ZM62 167V169H63ZM96 167V166H95ZM99 167V166H98ZM254 167V166H253ZM1 168V166H0ZM8 168V166H7ZM47 168V167H46ZM51 168V167H50ZM67 169V167H65ZM71 167H69L70 169ZM73 168V165H72ZM70 169L71 172H73L72 170L74 169ZM78 169V167H76ZM187 168V167H186ZM218 168V167H217ZM226 168V167H225ZM31 169V168H28ZM35 169V168H34ZM31 169V170H34ZM55 169V168H54ZM68 169V170H69ZM93 169V167H92ZM165 169V168H164ZM258 169V168H257ZM4 170V168H3ZM12 170V169H11ZM15 171V169H13ZM23 170V169H22ZM36 170V169H35ZM34 170V171H35ZM41 170V169H40ZM39 170V173H40ZM48 171V169H46ZM45 170V171H46ZM58 170V169H57ZM94 170V169H93ZM159 170V169H158ZM9 171V170H8ZM7 171V172H8ZM26 171V170H25ZM34 171H31V173ZM45 171H42V173H44ZM55 171V170H54ZM59 171V170H58ZM75 171V170H74ZM91 171V170H90ZM101 171V170H100ZM1 173L3 172L2 170L0 171ZM27 172V171H26ZM30 172V170H29ZM53 172V169L51 171L50 169V173ZM63 172V171H62ZM66 172V171H65ZM95 172V171H93ZM91 171V173H93ZM166 172V171H165ZM259 172V171H258ZM0 173V174H1ZM38 173V172H37ZM41 173V174H42ZM70 173V172H69ZM89 174V171L87 172ZM217 173V172H216ZM224 173V172H223ZM256 173V172H255ZM5 175V173H3ZM8 175L9 172L7 173ZM22 174V173H21ZM20 174V175H21ZM38 174V175H41ZM46 174V173H44ZM43 174V175H44ZM52 174H56V173H52ZM97 176H98V172H96ZM95 174V175H96ZM130 174V173H129ZM164 174V173H163ZM226 174V173H225ZM259 174V173H258ZM37 175V174H36ZM48 175V173L46 174ZM51 175V174H50ZM68 175V174H66ZM73 177H75V175L77 176V173H73L72 174ZM71 175V176H72ZM105 175V174H104ZM235 175V174H234ZM2 176V174H1ZM12 176V175H11ZM10 176V177H11ZM28 176V175H27ZM49 176V175H48ZM48 176L46 178L45 176V181L49 180ZM58 177V175H56ZM70 176V175H69ZM81 176V175H80ZM83 176V175H82ZM81 176V177H82ZM88 176V175H87ZM19 177V176H17ZM31 177V176H30ZM36 177V176H35ZM42 177V175H41ZM60 177H62L60 175ZM89 177V176H88ZM212 177V176H211ZM52 178V177H51ZM56 178V177H55ZM69 178V177H68ZM72 178V177H71ZM78 178V177H76ZM132 178V177H130ZM195 178V177H194ZM241 178V177H240ZM10 179V178H9ZM18 179V178H17ZM25 179V178H24ZM41 179V178H40ZM44 179V176H43ZM54 179V178H53ZM52 179V180H53ZM59 179V178H58ZM62 179V178H61ZM86 179V178H85ZM91 179V178H90ZM135 179V178H134ZM12 180V179H11ZM16 180V179H14ZM55 180V179H54ZM53 180V182H54ZM80 180V179H79ZM129 180V178L127 179ZM173 180V179H172ZM207 180V182H206ZM210 179H204V184H208V181ZM248 180V179H247ZM19 181V180H18ZM50 181V180H49ZM56 181V180H55ZM65 181V180H64ZM77 179H75V181L73 182V185H68L67 187H73L76 188V186L79 184L81 186H83L84 184H86L87 182L90 183L89 178L86 179L83 183L80 181H77ZM166 181V180H165ZM221 181V180H220ZM26 181H20L18 182V185L16 187V189L18 190L16 193L17 194H12L14 191V187L12 188L13 191H8L6 194V197H13L15 198V196L19 198V200H17L18 202L16 203H9L7 205H3L4 207L2 209H0V225H2L1 227L4 228L3 231H7L4 233H9L12 235V238L9 239V235H4L3 238L5 239L6 242L11 243V249H12V253L15 254H11L15 256V258H9L8 260L3 261L4 264H33L32 263V257H31V253L30 250L32 248V245L37 244L32 242V232L31 230L28 228L27 225H29V220L28 223L26 225L27 222V217L26 215L29 213V208L31 207V202H33L34 197L31 198L30 194H34L36 193L33 187H31V185H27V183H25ZM68 182V181H67ZM133 182V181H131ZM130 182V183H131ZM139 182V181H138ZM212 182V181H211ZM209 182V183H211ZM247 182V181H246ZM2 183V182H1ZM51 183V182H50ZM63 183V182H62ZM72 183V182H70ZM124 183V182H123ZM191 183V182H190ZM203 183V182H202ZM201 183V184H202ZM83 184V185H82ZM132 184V183H131ZM135 184V183H134ZM212 184V183H211ZM261 184V183H260ZM53 185V184H52ZM58 185V184H57ZM249 185V184H248ZM11 186V185H10ZM35 186V185H34ZM56 186V185H55ZM54 186V187H55ZM65 186V185H64ZM85 186V185H84ZM209 186V185H208ZM38 187V186H36ZM43 188L45 186H42ZM50 187V186H49ZM47 187V188H49ZM53 187V186H52ZM53 187V188H54ZM129 187V186H128ZM132 187V186H131ZM239 187V186H238ZM52 188V189H53ZM88 188V187H87ZM206 188V187H205ZM133 189V188H132ZM131 189V190H132ZM241 189V188H240ZM239 189V190H240ZM246 189V188H245ZM7 190V189H6ZM46 190V189H45ZM49 190V189H48ZM47 190V191H48ZM57 190V189H56ZM55 190V191H56ZM130 190V189H129ZM167 190V189H166ZM4 191V190H2ZM16 191V190H15ZM42 191V190H40ZM46 191V192H47ZM199 191V190H198ZM237 191V190H236ZM236 191L231 192L230 194L233 195V198L237 197V199H239V201L246 203L247 208H249L250 206L256 207L257 203L256 201L252 200V202L250 203L249 201H246V199L244 198V196H241L238 198L237 196H234L236 193ZM50 192V191H49ZM82 190L79 187L78 188V193H76L75 195L72 194L73 197H75L77 200H80V202L82 204H88V203H93L96 207V204H100L103 208L104 207H108L109 204L114 202V200L112 199L110 203L106 202V198L104 199H100L99 201L94 200L92 201L90 198V194H88L89 196L84 197L81 194ZM107 192V193H108ZM74 193V192H72ZM91 193V191H90ZM120 193V191H119ZM123 193V194H122ZM126 193V192H125ZM52 194V193H51ZM70 194V193H69ZM112 194V193H111ZM127 194V193H126ZM177 194V193H176ZM243 194V192H242ZM42 195V194H40ZM68 195V193H67ZM96 195V194H95ZM94 195V196H95ZM160 195V194H159ZM185 195V194H184ZM264 195V194H263ZM33 196V195H32ZM50 196V195H49ZM54 196V195H53ZM71 196V195H70ZM71 196V197H72ZM97 196V195H96ZM112 196V195H111ZM121 196H124V192L121 191ZM133 196V195H132ZM204 196V195H203ZM209 196V195H207ZM212 195H210L211 197ZM1 197V195H0ZM89 197V198H88ZM92 197V194H91ZM127 197V196H126ZM151 197V196H150ZM186 197V196H185ZM40 198V197H39ZM45 196H42L40 198L41 201L36 200L39 204V207L37 205V208H41L38 211V214L36 215L35 220L37 219L38 221L35 222L37 225L35 226V234H38L42 239H47V237H49V242L48 241H43L41 243H38L39 245L41 244L42 248H46L48 250L45 251V253H50V255L52 256V254H56V249L54 246H56L55 240H60L59 242L63 245L64 247H62L63 249L60 251V253L58 254V259L62 264H80V261H83L84 264H99V262L101 261L100 256L103 255L104 252V248H97L94 245L91 247H87L88 250L86 251V248L82 245L79 244H72V239L74 237H77V235L75 233H71V231H73L74 229V223L75 218L72 216L75 214V210L73 206H70L68 208V212L71 213V215H67V219L65 218L66 223L70 222L72 227L70 225H62L60 226L59 224H57L56 226L53 224V216H48L47 213L49 207L47 208V204L49 203V200L46 201L44 200ZM51 198V197H50ZM49 198V199H50ZM55 198V197H53ZM62 198V197H60ZM70 198V197H69ZM98 198V197H97ZM125 198V197H124ZM12 199V198H11ZM52 199V198H51ZM67 199V198H66ZM6 200V199H5ZM15 200V199H14ZM33 200V201H32ZM55 199H53L54 201ZM212 200L213 199H202V198H198V195L195 194H191L190 196H188L183 202L182 204H178V206H170L169 204H155L154 202H152L149 199H143L142 202L140 203L141 208L144 207L147 209V211L150 214V218L152 219V225H159L161 226V224L165 223L166 220L171 222L172 220H179V219H183L186 218L188 216H192L191 217V224H193L195 226V224L197 225V223H202V221L207 222L208 219H205L207 216L206 214L210 212L211 210V206H212ZM221 200V199H220ZM257 200V199H256ZM52 201V202H53ZM121 201V200H120ZM119 201V202H120ZM238 200H235V202ZM6 202V201H4ZM65 204V201H62V204ZM79 202V201H78ZM118 202V201H117ZM7 203V202H6ZM122 203V202H121ZM209 203V204H208ZM215 205L216 203L213 202ZM240 203V202H238ZM34 205V203H32ZM37 204V203H36ZM51 204V203H50ZM49 204V205H50ZM55 204V203H54ZM57 204V203H56ZM114 204V203H113ZM116 204V201H115ZM123 204V203H122ZM213 204V205H214ZM249 204V207H248ZM32 205V206H33ZM60 205V204H59ZM90 205V204H89ZM262 205V204H261ZM260 205V206H261ZM64 206V205H63ZM100 206V207H101ZM114 206V205H113ZM153 206H157L159 208H162L163 210H171V211H175V210H179L182 207L186 206V212L182 215H180L179 217H170V216H166L160 219H156L150 209ZM35 208V207H34ZM47 208V209H46ZM56 208V207H55ZM58 208V207H57ZM150 208V209H149ZM215 208V207H214ZM258 208V207H257ZM64 207H61V210H63ZM102 209V208H101ZM116 209V208H115ZM253 209V208H252ZM262 209V208H261ZM53 210V209H52ZM224 210V209H223ZM232 210V209H231ZM18 211V213H17ZM35 211V210H33ZM251 211V210H250ZM61 212V211H60ZM100 212V211H99ZM116 212V211H115ZM226 212V214H225ZM37 213V212H36ZM52 213H54V211H52ZM59 213V212H58ZM107 213V212H106ZM105 213V214H106ZM122 213V212H121ZM127 213V212H125ZM231 211L227 210V211H221L220 212V216H227V214H230ZM263 213V212H261ZM35 214V212H34ZM120 214V213H119ZM55 215V214H54ZM237 215V214H236ZM239 215V214H238ZM35 216V215H34ZM83 216V215H82ZM87 216V214H86ZM104 216V215H103ZM257 216V215H256ZM118 217H120V215H118ZM116 217V218H118ZM122 217V216H121ZM128 217V216H127ZM132 217V216H131ZM135 217V216H134ZM205 217V218H204ZM233 217V216H232ZM236 217V216H234ZM233 217V218H234ZM242 217V215H241ZM239 218V220H242V225L246 222L250 223L249 226L252 230V233L250 234L251 236H247L246 235V231L243 229L245 227V225H243V227H239L242 230L236 231V232H232L234 233L233 235H235L233 237V239L231 238L232 234L229 231L227 233V241H231L232 243H237L238 239H243V237L245 236L246 238H251L252 234L253 237L254 235H256L258 238L264 240V232H262L261 230L263 229V227H261V224L263 223V219H259L258 217H254L251 214L247 215L246 217H242ZM31 218V217H30ZM103 218V217H102ZM114 219L113 223L112 221H106L104 218L103 222H109V224H111L110 226L114 227L115 225H117L116 223H118L117 219ZM133 218V217H132ZM137 218V217H136ZM29 219V218H28ZM64 218H62L61 220H63ZM123 219V217H122ZM205 219V220H204ZM210 219V218H209ZM227 219V218H226ZM225 219V220H226ZM34 220V219H31ZM236 220V219H235ZM101 222V220H99ZM122 221V220H121ZM128 221V220H127ZM211 221V220H210ZM209 221V222H210ZM43 222V223H42ZM88 222L92 223V224H96L97 220L96 218L91 220L88 218ZM102 222V223H103ZM120 222V220H119ZM124 222V221H123ZM150 222V221H148ZM239 222V221H238ZM56 223V222H55ZM99 223V222H98ZM122 223V222H121ZM127 223V222H126ZM129 223V222H128ZM156 223H161V224H156ZM168 223V222H167ZM190 223V222H189ZM247 223V224H248ZM120 224V223H119ZM148 224V223H147ZM211 224V223H210ZM240 224V223H238ZM33 225V224H32ZM31 225V226H32ZM121 225V224H120ZM30 226V227H31ZM126 226V225H125ZM124 226V227H125ZM128 226H130L128 224ZM150 226V227H151ZM155 226V227H156ZM198 226V225H197ZM206 226V225H204ZM209 226V225H207ZM0 227V228H1ZM42 227V228H41ZM111 227V228H112ZM127 227V226H126ZM125 227V228H126ZM154 227V226H153ZM154 227V228H155ZM34 228V227H33ZM44 229L43 232L42 231H38L37 229ZM186 228V227H185ZM204 229L201 228V230H199L200 233H198V236L201 237V244L203 245L205 242L207 243V241H209L210 239H217L220 238V231H207V232H203L205 230V227H203ZM208 228V227H207ZM231 228V227H230ZM247 228V227H246ZM253 228V229H252ZM121 229V228H120ZM198 229L200 228H193L191 226H187V228L185 230H188L190 233H197ZM116 230V229H115ZM123 230V229H122ZM207 230V229H206ZM233 230V229H232ZM79 231V226L77 227V231L76 233H78ZM121 231V230H120ZM264 231V230H263ZM153 232V231H152ZM81 233V232H80ZM145 233V232H144ZM249 233V232H248ZM34 234V235H35ZM82 234V233H81ZM122 235V233H121ZM124 235V234H123ZM68 236H70V238H68ZM182 235H180L179 237H181ZM56 237V239H55ZM118 237V235H117ZM123 237V236H122ZM172 237V236H171ZM192 237V236H191ZM195 237V236H194ZM193 237V238H194ZM59 238V239H58ZM91 238V237H90ZM114 238V237H113ZM121 238V237H120ZM186 238V237H185ZM193 238L191 239V241L193 240ZM78 239V238H77ZM231 239V240H230ZM252 239V238H251ZM37 240V239H36ZM41 240V239H40ZM123 240V239H122ZM181 240V239H178ZM185 240V239H184ZM3 241V240H2ZM76 241V240H75ZM96 241V240H95ZM116 241V240H115ZM186 241V240H185ZM184 241V242H185ZM188 241V240H187ZM211 241V240H210ZM255 241V240H254ZM257 241V240H256ZM259 241V240H258ZM93 242V241H92ZM133 242V241H132ZM138 242V241H137ZM189 242V241H188ZM213 242V241H212ZM218 242V241H217ZM263 242V241H262ZM88 243V242H86ZM94 244H96L95 242H93ZM99 243V242H98ZM102 243V242H101ZM119 243V241L117 242ZM192 243V242H191ZM205 243V244H206ZM226 243V241L224 242ZM231 243V242H230ZM229 243V244H230ZM258 243V242H257ZM261 241L258 243L260 244ZM1 244V243H0ZM91 244V242H90ZM114 244H116L114 242ZM136 244V243H134ZM156 244V243H154ZM182 244V242H181ZM211 244V243H210ZM7 245V244H6ZM38 245V246H39ZM62 245V246H63ZM120 245V244H119ZM219 243H212V247H220ZM240 245H243V242L241 241V243L239 244H235L233 246H228L226 245V247L222 248H228L227 252H226V256L225 259L227 261V264H240V254L244 253V254H249L252 251H250V248H254L257 247L255 244L248 242L247 246L244 247L243 249H238L239 247H242ZM263 245V244H262ZM35 246V245H34ZM59 246V245H58ZM87 246V245H86ZM90 246V245H89ZM136 246V245H135ZM139 246V245H138ZM141 246V245H140ZM147 246V245H146ZM187 246V244H186ZM189 246V245H188ZM192 246V245H191ZM208 246V244H207ZM103 247V246H102ZM113 247H116L115 245ZM128 247V246H127ZM132 247V246H129ZM155 247V246H154ZM159 247V246H158ZM158 247H156L155 249H157ZM162 246H160L161 248ZM165 247V246H164ZM168 246H166L165 248H167ZM171 247V246H170ZM177 247V246H176ZM181 247V246H180ZM183 247V246H182ZM238 247V248H237ZM261 247V245H260ZM8 248V247H7ZM57 248V247H56ZM61 248V247H60ZM145 248V247H144ZM191 248V247H190ZM195 248V247H194ZM220 248V251L222 250ZM10 249V250H11ZM117 249V248H116ZM114 248V251H110L111 252V256L109 254V260L110 257H113V260L117 263H122V264H144L142 262H144L145 260V253L143 252L144 250H140L139 249H135L134 247L131 248L132 250H129L131 252L130 255H125L128 254V250L125 253L124 252H115L116 250ZM123 249V247H122ZM149 249V248H148ZM150 249H154V248H150ZM159 249V248H158ZM157 249V251H158ZM184 249V248H183ZM199 249V248H198ZM202 249V248H201ZM264 249V246H263ZM51 250V251H50ZM147 250V249H146ZM164 250V249H163ZM166 250V249H165ZM167 250H169L167 248ZM172 250V248H171ZM178 250V249H176ZM189 250V248H188ZM217 250V249H216ZM256 250V249H255ZM262 250V248H261ZM37 251V250H36ZM86 251V252H85ZM95 251V252H93ZM152 251V250H151ZM154 251V250H153ZM156 251V250H155ZM174 252V249L172 250ZM194 251V250H193ZM210 251V250H209ZM219 251V250H217ZM216 251V252H217ZM258 251V250H257ZM9 251H7L8 253ZM74 252H78V254H74ZM80 253H84L82 255L79 254ZM109 252V253H110ZM115 252V253H114ZM146 252V251H145ZM160 252V251H159ZM162 252V251H161ZM165 251L162 252V255H164ZM170 251H168V256H170ZM172 252V253H173ZM177 252V251H176ZM187 252V251H186ZM208 252V250H207ZM249 252V253H248ZM263 252V250H262ZM11 253V252H10ZM113 253V254H112ZM171 253L172 258H174V255ZM175 253V252H174ZM179 253V251L177 252ZM184 253V252H183ZM224 253V252H222ZM148 254V253H147ZM161 254V253H159ZM187 254V253H185ZM225 254V253H224ZM8 255V254H7ZM43 255V254H42ZM49 255V254H48ZM161 255V257H162ZM190 257H185L186 255H182L180 254L179 258L174 259L175 263L174 264H222V260H224L223 256L220 255H216L215 253H201V251H195L192 252L191 254H189ZM193 255H195L193 257ZM18 256V258H17ZM57 256V254H56ZM248 256V255H247ZM258 259H264L262 255H256ZM159 256L157 255V258ZM164 257V256H163ZM162 257V258H163ZM171 257V256H170ZM223 257V258H221ZM243 257V256H242ZM149 258V257H148ZM150 258H153L152 256ZM155 258V257H154ZM153 258V259H154ZM220 258V259H218ZM247 258V257H245ZM249 258V257H248ZM41 259V258H40ZM150 259V260H153ZM160 259V258H158ZM244 259V258H243ZM34 260V259H33ZM156 260V258H155ZM163 260V259H162ZM161 260V261H162ZM173 260V261H174ZM179 260V261H178ZM171 258H170V260ZM168 258H167V262ZM225 261V262H226ZM243 261V260H242ZM51 262V261H50ZM54 262V260H53ZM102 262V261H101ZM107 262V261H106ZM151 263V261H149ZM166 262V259H165ZM35 263V261H34ZM46 263L49 264V262L46 261ZM43 263V264H46ZM103 263V262H102ZM155 263V262H153ZM158 263V262H157ZM1 264V262H0ZM36 264H42V262H38L36 261ZM53 264V263H52ZM57 264V263H56ZM116 264V263H115ZM156 264V263H155ZM162 264V263H161ZM165 264V263H163ZM168 264V263H167ZM171 264V263H170ZM173 264V263H172ZM224 264V263H223ZM258 264V263H257ZM260 264H264V263H260Z\"/></svg>","mask_w":264,"mask_h":264},{"label":"water","instance_id":"3","mask_svg":"<svg viewBox=\"0 0 264 264\" xmlns=\"http://www.w3.org/2000/svg\"><path fill=\"white\" fill-rule=\"evenodd\" d=\"M12 108L11 107H4L0 110V132H6L9 129L15 127L14 126V120L13 117H11ZM150 209V208H149ZM186 206L182 207L179 210L171 211V210H163L162 208H159L157 206L151 207L150 211L152 215L156 219H160L163 217H179L180 215L184 214L186 212Z\"/></svg>","mask_w":264,"mask_h":264}]
</instances>
